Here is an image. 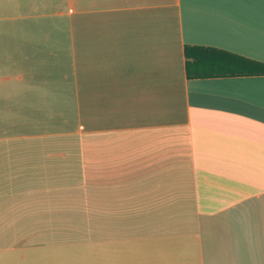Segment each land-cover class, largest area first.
<instances>
[{"label": "crops", "instance_id": "crops-1", "mask_svg": "<svg viewBox=\"0 0 264 264\" xmlns=\"http://www.w3.org/2000/svg\"><path fill=\"white\" fill-rule=\"evenodd\" d=\"M264 0H0V264H264Z\"/></svg>", "mask_w": 264, "mask_h": 264}, {"label": "trees", "instance_id": "trees-1", "mask_svg": "<svg viewBox=\"0 0 264 264\" xmlns=\"http://www.w3.org/2000/svg\"><path fill=\"white\" fill-rule=\"evenodd\" d=\"M259 64H261V65H262V67H263L262 69L264 70V64H262V63H259Z\"/></svg>", "mask_w": 264, "mask_h": 264}]
</instances>
